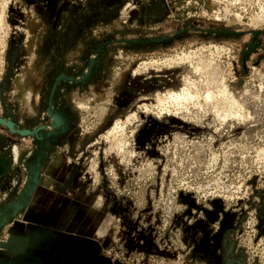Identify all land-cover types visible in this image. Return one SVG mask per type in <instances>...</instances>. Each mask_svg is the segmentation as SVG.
Here are the masks:
<instances>
[{
	"label": "rangeland",
	"instance_id": "1",
	"mask_svg": "<svg viewBox=\"0 0 264 264\" xmlns=\"http://www.w3.org/2000/svg\"><path fill=\"white\" fill-rule=\"evenodd\" d=\"M0 264H264V0H0Z\"/></svg>",
	"mask_w": 264,
	"mask_h": 264
},
{
	"label": "bare ground",
	"instance_id": "2",
	"mask_svg": "<svg viewBox=\"0 0 264 264\" xmlns=\"http://www.w3.org/2000/svg\"><path fill=\"white\" fill-rule=\"evenodd\" d=\"M169 100L172 101V102H178L180 100V97L179 96L170 95ZM109 136H110V134H109Z\"/></svg>",
	"mask_w": 264,
	"mask_h": 264
}]
</instances>
